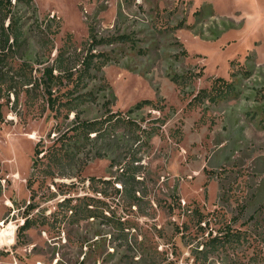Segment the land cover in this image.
Wrapping results in <instances>:
<instances>
[{
    "label": "rangeland",
    "instance_id": "374dc122",
    "mask_svg": "<svg viewBox=\"0 0 264 264\" xmlns=\"http://www.w3.org/2000/svg\"><path fill=\"white\" fill-rule=\"evenodd\" d=\"M33 1L20 6L17 64H29L36 84L11 95L0 123V264H264V0ZM90 27L110 43L94 45ZM91 54L95 66L75 93L86 98L51 111L45 69L63 75L54 92L66 101L67 75ZM218 77L233 82L232 95L193 101ZM146 99L154 103L136 107ZM76 112L120 114L140 137L117 125L90 141L89 152L109 153L81 155L89 161L81 175L79 165L49 176L42 164L34 169L36 144L51 146ZM85 196L96 200L95 215L75 217L66 203ZM26 216L34 224L20 235ZM226 223L240 237L212 248L209 232Z\"/></svg>",
    "mask_w": 264,
    "mask_h": 264
},
{
    "label": "trees",
    "instance_id": "16d2710c",
    "mask_svg": "<svg viewBox=\"0 0 264 264\" xmlns=\"http://www.w3.org/2000/svg\"><path fill=\"white\" fill-rule=\"evenodd\" d=\"M33 4V0H0V123L4 122V107L11 103V95L13 94L16 99H19V90L22 87L27 86V92L30 93L36 84L33 72L29 73V64L27 62L17 64L19 51L26 42L24 15L21 13L20 6L25 5L32 7ZM89 40L94 45L110 43L108 39L98 38L94 27H90ZM91 55L84 59L82 64L83 68L77 70L79 73L72 72L67 75L73 83V88L68 91L69 96L66 101L61 100L59 95L54 92V87L60 83L63 75H54L53 71L55 68L53 67H47L45 69V76H43L45 77L44 97L46 105L49 106L51 111L58 112L63 107L74 110L75 105L81 103L86 98L88 92L78 95L75 93L80 92L81 89L85 88L87 85L86 79L89 76L91 68L95 66V54ZM18 76L23 77V80H19ZM173 80L180 82L175 77H173ZM234 88L233 82L223 77H218L213 81L211 89H202L199 94L195 96L193 101H198V98L202 100L205 97L213 102H217L232 95L235 90ZM153 103L152 100L146 99L140 102L136 107H141L146 104L152 105ZM73 124V127L66 132L59 129L58 132L60 134L58 138L47 149L42 146L41 140L36 144L34 153L35 158L33 161L34 169L37 170L38 165L42 164L44 166L43 168H46V170L39 168L40 171H43L46 173V176H49L54 175L55 171L65 173L67 168H73V166L76 167L79 165L75 175H81L83 169L89 162L88 160L84 161L81 155L86 153V155H89V160L92 157L107 156L109 152H107L108 150H104L103 147L91 152H89L90 150H87V148L90 143H97L104 136H113L114 134L112 131L117 125H124L128 128L130 139H138L140 137L138 134L140 126L134 120L115 113H112L106 118L84 119L76 112ZM92 134L95 135L92 137ZM41 154L42 157H40ZM81 159L82 161L80 162ZM118 165L121 166L119 160L115 157H111L110 166L114 167ZM120 168H122V172L132 174V169L129 165L126 168H124V166ZM125 173L124 175H126ZM91 179L96 180L95 177H91ZM36 181L37 178H29L28 187L32 189ZM103 181L106 183L111 182L110 179ZM116 182L122 183L121 185L123 187L127 185V182L122 177L118 178ZM31 192V198L34 199L36 192H34V190H31ZM66 205L75 217H80L81 215L93 217L95 215V209L98 207L96 200L89 196H85L76 203H73V200H68ZM191 212L197 217L199 224L205 223L209 225L207 215L199 207L192 208ZM33 224L34 220L26 216L24 224L19 227V234H25V231L32 227ZM209 234L211 237L208 241L212 248L220 249L232 243L235 238H239L241 233L234 230L230 223H226L224 229L220 228L215 236H213L212 232H209ZM168 264H172V262Z\"/></svg>",
    "mask_w": 264,
    "mask_h": 264
},
{
    "label": "bare ground",
    "instance_id": "6f19581e",
    "mask_svg": "<svg viewBox=\"0 0 264 264\" xmlns=\"http://www.w3.org/2000/svg\"><path fill=\"white\" fill-rule=\"evenodd\" d=\"M11 234H13V232Z\"/></svg>",
    "mask_w": 264,
    "mask_h": 264
}]
</instances>
